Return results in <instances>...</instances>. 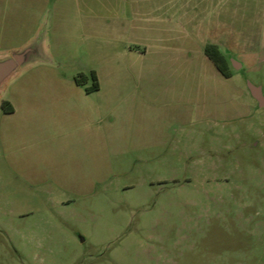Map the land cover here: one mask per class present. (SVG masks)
Wrapping results in <instances>:
<instances>
[{
  "label": "rangeland",
  "instance_id": "rangeland-1",
  "mask_svg": "<svg viewBox=\"0 0 264 264\" xmlns=\"http://www.w3.org/2000/svg\"><path fill=\"white\" fill-rule=\"evenodd\" d=\"M12 32L0 24V52L18 46ZM101 34L69 40L56 63L87 76L62 145L15 139L19 169L0 135V264H264V107L248 89L264 72L237 71L229 54L225 78L196 51L162 63L146 104L145 81L103 55ZM92 69L101 87L87 93Z\"/></svg>",
  "mask_w": 264,
  "mask_h": 264
},
{
  "label": "crops",
  "instance_id": "crops-1",
  "mask_svg": "<svg viewBox=\"0 0 264 264\" xmlns=\"http://www.w3.org/2000/svg\"><path fill=\"white\" fill-rule=\"evenodd\" d=\"M46 14L52 15L51 42ZM67 14L74 15L70 23L65 20ZM5 23H10L12 33L21 41L0 54L28 44L46 24L49 58L18 73L2 94L1 102L8 100L14 107L13 112L4 113L0 102L2 148L7 155L11 150L13 168L23 167L13 161L15 139L22 140L19 144L24 148L28 146L26 138L47 134L62 145L60 139L72 126L67 127L68 123L78 118L74 110L68 111L67 102L74 92H81L82 85L70 80L56 64L63 47L75 37L95 46L97 35H106L107 40L101 42L107 45L103 55L123 58L128 63L123 72L145 81L139 98L146 104L154 93L161 94V81L159 91L157 83L164 61L189 62L198 51L212 62L204 52L208 44L216 45L226 58L232 55L230 60L234 55L241 66L237 71L264 72V0H13L11 4L0 0V24ZM212 66L210 69L224 76L213 62ZM92 70L100 84L101 72ZM255 85L263 92V83ZM127 107L141 110L134 103ZM143 119L140 112L139 123ZM44 146L49 147L48 143Z\"/></svg>",
  "mask_w": 264,
  "mask_h": 264
},
{
  "label": "water",
  "instance_id": "water-1",
  "mask_svg": "<svg viewBox=\"0 0 264 264\" xmlns=\"http://www.w3.org/2000/svg\"><path fill=\"white\" fill-rule=\"evenodd\" d=\"M46 24H43L37 35L21 48L0 54V96L8 82L29 65L37 62H48L46 51ZM234 68L240 66V62L232 59ZM248 89L260 107H264V94L259 85L248 82Z\"/></svg>",
  "mask_w": 264,
  "mask_h": 264
},
{
  "label": "trees",
  "instance_id": "trees-1",
  "mask_svg": "<svg viewBox=\"0 0 264 264\" xmlns=\"http://www.w3.org/2000/svg\"><path fill=\"white\" fill-rule=\"evenodd\" d=\"M204 52L212 60V62L215 64V66L218 68V70L224 76H226V77L231 76V73L227 67L228 59L226 58L225 54L222 51H220V49L216 45H213V44L206 45ZM90 74H91L93 83L91 86L86 87L87 92L96 91L100 87L96 72L94 70H92ZM86 78H87V76L84 73H79L75 77V80H76L77 84L84 85ZM1 110L4 113H11L14 111V107L8 100H2Z\"/></svg>",
  "mask_w": 264,
  "mask_h": 264
}]
</instances>
